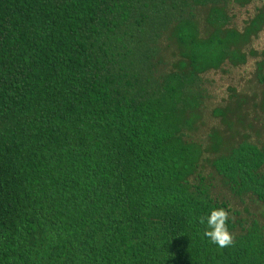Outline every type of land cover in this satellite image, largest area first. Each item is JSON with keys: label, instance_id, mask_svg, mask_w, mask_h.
Masks as SVG:
<instances>
[{"label": "trees", "instance_id": "16d2710c", "mask_svg": "<svg viewBox=\"0 0 264 264\" xmlns=\"http://www.w3.org/2000/svg\"><path fill=\"white\" fill-rule=\"evenodd\" d=\"M231 1L0 0V264H264V223L223 192L264 205V144L194 135L203 74L264 24ZM219 207L223 249L199 224Z\"/></svg>", "mask_w": 264, "mask_h": 264}, {"label": "rangeland", "instance_id": "374dc122", "mask_svg": "<svg viewBox=\"0 0 264 264\" xmlns=\"http://www.w3.org/2000/svg\"><path fill=\"white\" fill-rule=\"evenodd\" d=\"M228 11L236 26L243 30L258 13H264V0H251L246 6L231 1ZM162 43L164 54L174 48L170 46L169 39L165 38ZM245 50L249 53L245 64L236 67L226 65V71L209 70L203 74L209 97L205 99V107L201 110L198 127L194 131L196 138L207 139L208 133L217 129L229 145L241 141L244 135L264 144V109L261 104L259 106L264 84L257 79L258 63L264 60V24ZM252 50L256 51V55H250ZM218 108L225 109L226 121L223 115L215 114L214 111ZM223 192L231 200L234 209L241 211L242 217L248 220L259 219L264 223V205L254 196L239 198L232 196L226 189Z\"/></svg>", "mask_w": 264, "mask_h": 264}, {"label": "clouds", "instance_id": "9594fccd", "mask_svg": "<svg viewBox=\"0 0 264 264\" xmlns=\"http://www.w3.org/2000/svg\"><path fill=\"white\" fill-rule=\"evenodd\" d=\"M231 218L229 209L225 207L213 208L210 214L200 216L199 224L205 225L203 236L218 248L233 246L236 242L235 235L228 227Z\"/></svg>", "mask_w": 264, "mask_h": 264}]
</instances>
